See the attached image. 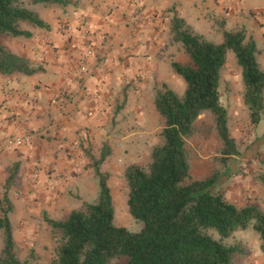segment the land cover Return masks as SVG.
Returning <instances> with one entry per match:
<instances>
[{
	"label": "crops",
	"instance_id": "1",
	"mask_svg": "<svg viewBox=\"0 0 264 264\" xmlns=\"http://www.w3.org/2000/svg\"><path fill=\"white\" fill-rule=\"evenodd\" d=\"M53 9L57 12L46 8L41 16L47 27L28 29L31 37L11 43L41 70L0 73V147L13 135L32 136L30 144L0 153V195L8 193L12 214L18 211L31 223L39 214L58 217L62 193L84 192V181L95 178L84 171V153L104 140H120L111 133L122 125L113 127L114 117L147 118L141 101L151 102L154 87L168 85L163 69L180 57L171 32L175 16L195 31L192 19L208 21L209 32L246 29L264 69V0H81ZM83 20L93 31L89 57L79 38ZM258 126L264 129V115ZM252 179L264 197L262 177Z\"/></svg>",
	"mask_w": 264,
	"mask_h": 264
},
{
	"label": "trees",
	"instance_id": "2",
	"mask_svg": "<svg viewBox=\"0 0 264 264\" xmlns=\"http://www.w3.org/2000/svg\"><path fill=\"white\" fill-rule=\"evenodd\" d=\"M73 0H0V38L31 37L23 27L45 28L47 23L34 7L45 5L67 9ZM173 40L181 44L188 62L173 60V72L186 82L185 94L178 95L166 83L156 90L155 107L164 118L162 140L151 153L147 167L133 163L126 169L129 213L141 228L132 231L118 225L110 174L102 170L108 154L93 157L99 181L98 200L84 202L65 218L45 216L57 237L55 264H234L241 248L214 237L228 238L234 232L253 227L264 252V210L257 204L239 207L222 192L213 190L215 175L195 179L188 143L201 132L200 117L211 114L226 157L239 154L231 134L228 109L220 95L222 70L232 50L240 67L244 103L251 122L258 125L264 115V69L258 60L259 47L247 30H225L216 42L195 31L184 18L175 16ZM41 67L30 58L10 50L0 39V73L33 75ZM264 185V174L262 175ZM12 199L0 195V233L3 249L0 264H25L18 257L13 223Z\"/></svg>",
	"mask_w": 264,
	"mask_h": 264
},
{
	"label": "rangeland",
	"instance_id": "3",
	"mask_svg": "<svg viewBox=\"0 0 264 264\" xmlns=\"http://www.w3.org/2000/svg\"><path fill=\"white\" fill-rule=\"evenodd\" d=\"M78 1L81 0H73L72 2ZM34 8L41 13L42 17H44V9L49 8L50 13L55 10L53 7L42 4ZM192 24L199 33L222 43L223 33L209 32L208 29L211 25L208 21L199 23L196 19H192ZM23 27L26 29L35 28L29 24H24ZM21 38H24V36H5L0 39L6 46L12 48L16 53H20L18 48L11 47V43L13 40ZM179 51L182 54H179L180 57H177L176 61L188 62L189 56L182 49L180 43ZM184 58H186V61ZM227 58V64L222 70L220 95L223 105L228 109L231 134L237 141L240 153L226 157V154L223 153L224 145L217 134L212 115L203 114L199 121L201 132L191 138L188 143L192 163L191 172L195 179H204L215 175L217 181L213 190L222 192L229 201L237 206L244 207L257 203L264 210V197L258 196V188L252 179L261 178L264 174V142H262L264 129H260L258 125L251 122L250 112L244 103L242 68L235 53L230 50ZM172 71L169 61V65L163 69L165 77H162V79L168 78L169 87L182 96L185 94L186 82L180 74L172 76ZM168 75L171 76L167 77ZM161 87L162 85L154 87L155 94L156 90ZM141 104L143 108L145 105L147 112V118L144 120L140 121L139 118L130 119V116H124L118 122L115 117L113 118L115 124L113 127H116L117 123L122 124L118 126L117 131L113 130L111 132L114 133L115 138L120 140L107 139L98 148L88 147L84 153V171H91L95 178L88 177L84 181V192L80 191L79 193L77 189H73L70 192L62 193L61 198L57 201L59 205L56 206L59 215L55 218L49 213L51 218H65L71 210L81 207L84 202L98 200L100 185L95 176L92 162L93 157L100 158L102 153H107L108 156L101 168L104 172L110 174L109 185L114 199L116 223L132 231H138L141 228V223L129 213L127 204L129 187L125 173L127 167L133 163L144 167L149 165L152 150L161 142V129L165 126V120L158 114L154 100L149 102L146 98V100L141 101ZM128 122L129 124L131 122L130 127L127 126L129 125ZM132 124L135 125L132 126ZM125 136H128V138H124ZM84 174L86 175V172ZM57 178L62 182L64 181L61 174H58ZM1 193V196L6 194H3V191ZM60 207H62L61 210H59ZM12 213L10 217L12 216L16 251L20 260L25 264H55L58 239L53 234L45 216L43 214H39V217L32 216L36 220L31 223L22 215V217L18 215V211L15 214ZM213 234L216 239L221 240L223 243L232 246L238 245L241 248V252L236 254L234 264H264V252L261 248L262 240L253 227L236 231L228 238H221L217 232H213ZM3 245V237L0 233V252Z\"/></svg>",
	"mask_w": 264,
	"mask_h": 264
},
{
	"label": "built area",
	"instance_id": "4",
	"mask_svg": "<svg viewBox=\"0 0 264 264\" xmlns=\"http://www.w3.org/2000/svg\"><path fill=\"white\" fill-rule=\"evenodd\" d=\"M70 30L72 31H77L76 27H69ZM79 38H82V40L85 43L86 46V56H91L94 54L95 50V45H94V40H93V31L91 28L84 23V20L82 21V27L79 29ZM61 95V94H60ZM55 102H57V98L55 99ZM89 116H92L94 113L93 111H89ZM32 136L29 133H23V134H18V135H13L11 138H9L5 143L3 148L0 147V153L2 151H12L18 147L27 145L31 143Z\"/></svg>",
	"mask_w": 264,
	"mask_h": 264
}]
</instances>
